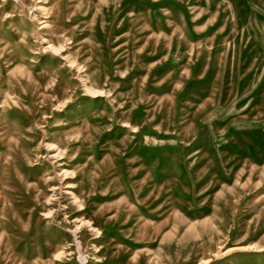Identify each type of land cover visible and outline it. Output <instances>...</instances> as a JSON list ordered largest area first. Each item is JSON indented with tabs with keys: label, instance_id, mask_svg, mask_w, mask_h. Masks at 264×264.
<instances>
[{
	"label": "rangeland",
	"instance_id": "374dc122",
	"mask_svg": "<svg viewBox=\"0 0 264 264\" xmlns=\"http://www.w3.org/2000/svg\"><path fill=\"white\" fill-rule=\"evenodd\" d=\"M0 264H264V0H0Z\"/></svg>",
	"mask_w": 264,
	"mask_h": 264
}]
</instances>
